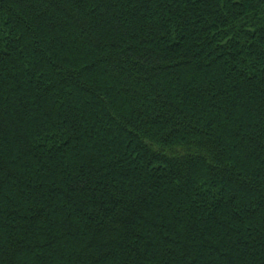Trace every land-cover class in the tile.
I'll return each mask as SVG.
<instances>
[{
    "label": "trees",
    "instance_id": "16d2710c",
    "mask_svg": "<svg viewBox=\"0 0 264 264\" xmlns=\"http://www.w3.org/2000/svg\"><path fill=\"white\" fill-rule=\"evenodd\" d=\"M0 264H264V0H0Z\"/></svg>",
    "mask_w": 264,
    "mask_h": 264
}]
</instances>
